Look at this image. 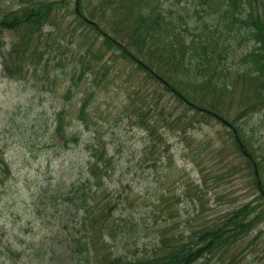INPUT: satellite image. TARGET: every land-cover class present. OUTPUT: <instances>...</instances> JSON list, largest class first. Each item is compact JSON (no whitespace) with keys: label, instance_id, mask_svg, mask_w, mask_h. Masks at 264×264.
I'll list each match as a JSON object with an SVG mask.
<instances>
[{"label":"rangeland","instance_id":"374dc122","mask_svg":"<svg viewBox=\"0 0 264 264\" xmlns=\"http://www.w3.org/2000/svg\"><path fill=\"white\" fill-rule=\"evenodd\" d=\"M142 1L175 20L178 29L169 36L187 40L199 37L202 30L209 35L207 28L214 31L213 11L222 7L220 0H204L205 5L200 0ZM251 1L253 11L259 9L264 19V0ZM246 2H240L242 14L251 9ZM76 6V0H0V20L16 10L33 14L34 7L39 8L35 16L47 13L42 29L33 27L29 40L21 39L22 29H0V264L79 262L81 255L74 254L66 240V228L78 216L65 197L72 184L82 182L80 189H88L89 153L100 147L94 146L95 136H101L106 148H101L105 168L97 195L101 189L108 198L130 191L132 204L120 202L114 218H144L136 227L140 245H150L161 228L186 233L246 202L258 213L263 201L236 132L209 113H196L156 75L170 80L193 103L214 106L217 115L241 133L260 165L262 187L264 103L247 108L249 90L240 78L241 88L228 78L221 83L226 87L214 100L212 91L197 78L190 79L192 74L172 77L169 71L176 64L178 72L183 64L196 70L197 58L190 49L176 52L184 56L181 61L139 56L145 68L122 55L113 42L111 47L102 45L101 31L111 27L109 19H101V0L78 4L79 15L93 20L98 29L78 17ZM229 19L230 32L219 26L224 30L220 36L216 33L221 39L217 54L209 53L219 67H226L217 81L241 68V55L256 45L232 15ZM59 123L68 136H79L77 143L64 145L57 136L67 135L56 129ZM148 136L156 139L151 154L145 149ZM262 220L251 233L253 241L261 230L262 236L254 240L255 254L237 264H264Z\"/></svg>","mask_w":264,"mask_h":264},{"label":"trees","instance_id":"16d2710c","mask_svg":"<svg viewBox=\"0 0 264 264\" xmlns=\"http://www.w3.org/2000/svg\"><path fill=\"white\" fill-rule=\"evenodd\" d=\"M200 2L205 5L204 0ZM240 2L241 0H220L222 7L213 11L216 14L213 22L214 31L207 28L206 33L209 35H205L202 30L199 37L187 40L184 36L178 39L169 36L178 29L177 24L171 16L166 19L163 13V17L161 10L155 5H145L146 2L142 0H101V19H109L111 27L109 32L104 27L103 32L101 31L104 40L102 45L111 47L113 42L124 56L139 59V56L147 54L150 60H161V58L175 60L177 57V60L181 61L184 56H177L176 52L190 49L192 56L197 58L196 65H193L196 70L183 64V69L178 72L175 71L176 64L169 74L176 77L175 74L182 72L181 74L187 78H189L187 75L192 74L190 79L197 78L199 84L212 91L211 97H215L216 100L223 93L222 88L226 87L225 84H219L220 81H217L218 73L224 71L226 67H219L214 59L209 58V53L212 51L217 54L216 46L221 39L216 37V33L219 32L220 36L221 31L224 30L219 26L230 32L231 27L228 26L231 22L227 19L232 15L233 21L244 27L245 34H248L256 45L252 49L249 48L246 54L241 55L238 61L241 68L232 71V75L229 74L223 83L227 82L228 78L230 82L234 81L235 85H240L241 88V83L237 80L240 78L242 84L249 90L247 108L257 109L264 103V19L257 14L259 9L253 11L251 0L246 2L251 9L242 14L245 8ZM17 12V10L12 11L4 16V19L0 20V29H22L21 39L26 36L29 40L33 27L40 31L47 19V13L35 16L34 12H39V8L36 7L32 11L34 15L17 14ZM186 27L188 26L184 24V28ZM168 48L170 49L167 51ZM246 74L250 75V78H244ZM168 82L172 84L170 80ZM210 110L216 112L214 106ZM195 112L202 114L200 111ZM56 129L63 131L60 123ZM63 133L66 134L64 131ZM239 137L243 141L242 135ZM61 138L66 142V136ZM68 138L73 143L79 140V136H68ZM95 138L94 146L100 144V147L89 153L87 191L80 189L82 182H79L71 185L65 197L67 205L75 210L78 216L74 225L70 229L66 228L68 234L66 240L73 245L74 254L81 255L77 264H237L247 255L255 254L254 240L262 236L261 230L258 229L259 234L255 235L253 241H251V233L263 222L264 187L261 188L262 193L260 192L259 195L263 202L258 213L254 212L255 205L246 202L219 218L202 222L199 227L191 228L192 230L186 233L176 235L171 233L168 227L161 228L155 239L149 242L151 246L146 243L140 245L139 230L136 227L143 223L144 218L134 219L126 215L118 216V221L114 218L120 202L132 204L130 191L123 190L122 192L126 193L124 196H121V193H111L112 196L108 198L105 190L101 189V193L97 195L103 184L104 173L101 170L105 168V164L101 166V148H103L101 136ZM148 139L145 149L151 154L154 152L156 139L154 136H148ZM251 154L254 157V153ZM256 164L260 167L258 162ZM77 233L80 236H77ZM239 244L241 248L237 251ZM120 248L125 250L118 252Z\"/></svg>","mask_w":264,"mask_h":264}]
</instances>
